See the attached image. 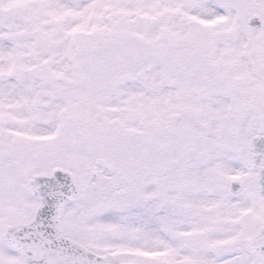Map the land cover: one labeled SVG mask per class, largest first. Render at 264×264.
<instances>
[{
	"label": "snow or ice",
	"instance_id": "6c2138e0",
	"mask_svg": "<svg viewBox=\"0 0 264 264\" xmlns=\"http://www.w3.org/2000/svg\"><path fill=\"white\" fill-rule=\"evenodd\" d=\"M0 264H264V0H0Z\"/></svg>",
	"mask_w": 264,
	"mask_h": 264
}]
</instances>
